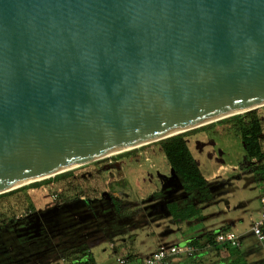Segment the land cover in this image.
Masks as SVG:
<instances>
[{"label":"water","instance_id":"95a60500","mask_svg":"<svg viewBox=\"0 0 264 264\" xmlns=\"http://www.w3.org/2000/svg\"><path fill=\"white\" fill-rule=\"evenodd\" d=\"M261 105L264 0H0V193Z\"/></svg>","mask_w":264,"mask_h":264},{"label":"rangeland","instance_id":"374dc122","mask_svg":"<svg viewBox=\"0 0 264 264\" xmlns=\"http://www.w3.org/2000/svg\"><path fill=\"white\" fill-rule=\"evenodd\" d=\"M256 109L263 117L264 105ZM261 143L264 148V135ZM187 144L202 173L210 180L211 195L207 201L197 204L199 210L195 216L184 221L174 218L166 207L171 200L181 206L184 197H187L181 188V180L170 171L160 146L151 142L138 147V151L143 152L135 156H121L125 160L119 165L122 167L119 176H116L113 168L107 167L110 156H113L109 155L103 157L106 159L99 165L88 162L72 168L73 174L67 179L37 188H24L15 196L5 198L4 203L8 208H14L16 213L25 210L23 206L27 204L33 210L40 211L75 197L80 202L88 199L93 206L106 207L107 204L111 205L108 196L112 193L130 204L129 224L114 233L104 232L93 240L81 239L76 246L52 253L49 260L42 264H66L67 261L62 258L82 248L89 252L93 264H120L122 254L128 255V260L123 264H134L131 261L134 257L142 259L154 247L180 243L179 237H187L188 240V232L217 228L224 223H232L236 232L245 231L247 240L253 241L246 230L260 214L259 194L264 184L261 177L264 157L261 160L245 157L235 121L216 122L191 133L187 136ZM240 163L244 168L239 167ZM53 194H56L55 199H52ZM90 205L87 203L85 206ZM72 211L79 218L88 215L82 205ZM25 229L20 227L15 231L23 233ZM6 233L14 236L13 231ZM138 264H142L141 261Z\"/></svg>","mask_w":264,"mask_h":264},{"label":"trees","instance_id":"16d2710c","mask_svg":"<svg viewBox=\"0 0 264 264\" xmlns=\"http://www.w3.org/2000/svg\"><path fill=\"white\" fill-rule=\"evenodd\" d=\"M232 121L238 124L245 157L261 160L264 157V148L261 143L264 135V116H260L256 108L151 142L160 146L170 170L179 177L181 188L187 195L181 206L174 200L166 204L167 210L179 221L195 216L199 210L197 204L207 201L211 195V183L203 175L197 160L188 147L187 136L212 126L216 122ZM127 152L125 150L109 158L111 162L107 167L113 168L116 176L122 174V171L115 159ZM105 159L94 160L91 163L99 165ZM239 167L244 168L241 163ZM261 169V177L264 179V170ZM247 171L251 172V170ZM72 174L71 169L65 170L51 177L0 193V264H42L49 260L52 253L59 252L62 248L76 246L75 244L81 239L93 240L104 232L114 233L129 224L130 204L112 193H109L108 196L110 206L109 204L106 207H103L104 205L93 206L91 204L93 202L90 200L80 202L75 197L52 204L48 208L54 206L58 208L55 212L44 217L35 216L38 211L33 210L28 204L23 206L25 210L16 213L14 208H8L9 206L4 203L5 198L15 196L18 191L24 188H37L51 181L67 179ZM75 203L77 204L75 205ZM87 203L91 205L86 207ZM79 205L84 206L88 213L85 218H79L72 211ZM20 227L26 228L23 233L15 231ZM6 231H13L14 236H9ZM216 231H206L184 241L183 243L190 244L195 249L189 255L172 256L163 264H264V244L258 243L254 236H252L253 241L251 242L247 240V235L240 236L239 245L231 246L227 243H216L213 240ZM63 259L68 264H93L91 255L84 248L80 251H73L72 255L63 257ZM127 260L128 255L125 256V261Z\"/></svg>","mask_w":264,"mask_h":264},{"label":"built area","instance_id":"2783aa9c","mask_svg":"<svg viewBox=\"0 0 264 264\" xmlns=\"http://www.w3.org/2000/svg\"><path fill=\"white\" fill-rule=\"evenodd\" d=\"M56 198V194L52 195V199ZM260 214L257 220L253 221L249 227L252 236L260 244H264V184L263 189L259 194ZM213 240L216 243H227L231 246H237L240 243V235L232 229L217 230L213 235ZM194 246L186 243H177L169 246H162L144 256L141 260L142 264H163L168 258L172 256L189 255ZM264 249V245H263ZM125 254L119 258V263L125 262Z\"/></svg>","mask_w":264,"mask_h":264},{"label":"crops","instance_id":"0c3cea01","mask_svg":"<svg viewBox=\"0 0 264 264\" xmlns=\"http://www.w3.org/2000/svg\"><path fill=\"white\" fill-rule=\"evenodd\" d=\"M142 146V145H141ZM141 146H138V147H141ZM138 147L137 148H132V149H129V150H127L128 152L126 153V154H124L125 156L127 155L128 157H131V156H135V154H137L138 152L139 153H141V152H143V150H140V151H138ZM189 147V146H188ZM190 148V147H189ZM123 155V156H124ZM122 156V155H121ZM125 160V157H119V158H116L115 159V162L118 164V165H121V163L123 162ZM108 162H111V160L109 159L108 160ZM120 168L122 169V167L120 166ZM204 175V174H203ZM205 176V175H204ZM205 178L208 180L209 178H207L206 176H205ZM210 181V180H209ZM51 182H55V181H51ZM262 189H263V186H262ZM222 225V226H221ZM233 224L231 223H224V224H219V226H221V228H219V226L217 227V228H209V229H202L201 231H197V232H195L194 233V231H191V233H189L188 232V239H190V238H192V237H194V236H198V235H200V234H203L204 232H206V231H211V230H223V229H232L233 230V226H232ZM224 226H228V227H224ZM223 227V228H222ZM188 230H191V228L190 227H188ZM246 231H248V233L249 234H251L250 233V231H249V228H248V230H246ZM236 232V231H235ZM237 234H239L240 236H245L246 234H245V231L244 232H236ZM180 239H178V241H180V243L181 242H184V241H186V239H187V237H185V238H182V237H179ZM157 248H159V246H157V247H154V248H152V249H150L149 251H148V253L146 254V255H148L149 253H151L152 251H154V250H156ZM123 255V254H122ZM145 255V256H146ZM131 257H132V255H131ZM63 259V258H62ZM135 260H136V262H135ZM142 259H140V258H133L131 261H134V264H138V262H140ZM66 264H68V263H66Z\"/></svg>","mask_w":264,"mask_h":264},{"label":"flooded vegetation","instance_id":"af4514ba","mask_svg":"<svg viewBox=\"0 0 264 264\" xmlns=\"http://www.w3.org/2000/svg\"><path fill=\"white\" fill-rule=\"evenodd\" d=\"M170 202V201H169ZM168 203V202H167Z\"/></svg>","mask_w":264,"mask_h":264}]
</instances>
